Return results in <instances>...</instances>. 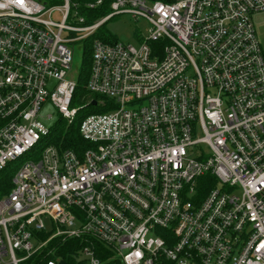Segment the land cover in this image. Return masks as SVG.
Returning a JSON list of instances; mask_svg holds the SVG:
<instances>
[{
    "label": "built area",
    "instance_id": "2783aa9c",
    "mask_svg": "<svg viewBox=\"0 0 264 264\" xmlns=\"http://www.w3.org/2000/svg\"><path fill=\"white\" fill-rule=\"evenodd\" d=\"M72 9L0 0V172L30 158L0 199V264H264V0H114L80 26ZM119 15L149 29L93 40L105 111L82 120L85 150L58 147L42 109L73 123L75 43Z\"/></svg>",
    "mask_w": 264,
    "mask_h": 264
},
{
    "label": "trees",
    "instance_id": "16d2710c",
    "mask_svg": "<svg viewBox=\"0 0 264 264\" xmlns=\"http://www.w3.org/2000/svg\"><path fill=\"white\" fill-rule=\"evenodd\" d=\"M48 6H56L64 3V0H39ZM97 0H70V3L73 8L77 7V10L80 14L85 17L87 24H92L97 19L106 16L111 12V4L114 0H104L103 5L100 8L89 11L86 7L88 3L95 2ZM157 1V0H150ZM165 2L171 0H162ZM97 38L103 39L109 43H115L118 41L116 37H106L104 35H98ZM96 38V39H97ZM92 42L88 41L87 44H84L83 47V67L82 73L78 80V87L76 91V95L73 101V107L81 108L77 113V116L72 124L67 125L65 120L59 119V121L54 125L51 134V142L58 147H62L63 149L75 150L81 152L86 149L87 144L83 140L80 134V125L85 116L90 114L91 112H103L105 109L101 110L100 108H95L91 106L89 103L92 100H100L99 96L91 95L86 89V82L88 78V73L91 66V58H92ZM11 166L2 172H0V199H2L5 195H7L13 187L12 177L13 174L8 170ZM59 253L67 257L68 251L66 247L60 249ZM27 264H45L39 258H32L27 262Z\"/></svg>",
    "mask_w": 264,
    "mask_h": 264
},
{
    "label": "rangeland",
    "instance_id": "374dc122",
    "mask_svg": "<svg viewBox=\"0 0 264 264\" xmlns=\"http://www.w3.org/2000/svg\"><path fill=\"white\" fill-rule=\"evenodd\" d=\"M80 17H82L80 12L76 10L75 8L72 9V14L69 20L67 21V24L72 25V26H80V23H79ZM52 19L56 22H61L63 19V14L57 11L53 13ZM253 22L255 24L258 39L261 43V46L264 48V13L253 15ZM148 29H149V25L144 20L135 21L129 15L115 16L114 18L109 20L104 25V27L99 29L95 35L83 41L82 40L77 41L75 43L74 64H73V70L71 74L73 75L75 79L77 80L79 79L82 73V67H83V46L84 44H87L88 41L96 39L98 35H104L108 38L116 37L121 42L136 43L145 33H147ZM65 35L71 38H75V37L80 36L81 33L65 31ZM48 116H51L52 118L49 119ZM41 119L44 122V124L48 127L54 126L59 121L60 115L57 113V110L53 107L51 102H48L44 105L42 112H41ZM66 123L67 125H70L68 124V122ZM29 160L30 158L26 156L19 162H16L15 164H13L8 170L10 171V173L14 174V172L19 167H21L25 162ZM43 219H44V222L46 223V226L49 228L51 226L50 219L47 217H44Z\"/></svg>",
    "mask_w": 264,
    "mask_h": 264
},
{
    "label": "water",
    "instance_id": "95a60500",
    "mask_svg": "<svg viewBox=\"0 0 264 264\" xmlns=\"http://www.w3.org/2000/svg\"><path fill=\"white\" fill-rule=\"evenodd\" d=\"M93 104H96V103H95V102H93ZM62 264H66V263H64V262H63Z\"/></svg>",
    "mask_w": 264,
    "mask_h": 264
}]
</instances>
